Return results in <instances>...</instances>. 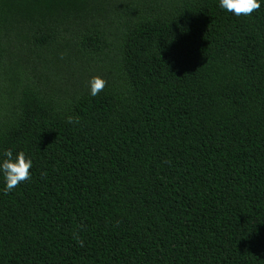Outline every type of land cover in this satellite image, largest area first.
<instances>
[{"label": "trees", "instance_id": "trees-1", "mask_svg": "<svg viewBox=\"0 0 264 264\" xmlns=\"http://www.w3.org/2000/svg\"><path fill=\"white\" fill-rule=\"evenodd\" d=\"M260 4L0 0V264H264Z\"/></svg>", "mask_w": 264, "mask_h": 264}, {"label": "clouds", "instance_id": "clouds-1", "mask_svg": "<svg viewBox=\"0 0 264 264\" xmlns=\"http://www.w3.org/2000/svg\"><path fill=\"white\" fill-rule=\"evenodd\" d=\"M219 7L236 16H248L261 7L260 0H219ZM106 81L99 76H92L88 81L90 95L97 96L105 88ZM70 124H78L79 117L68 116L66 118ZM5 159L0 162V172L3 173L5 181V192H10L21 183L31 177L30 169L32 161L26 158L23 151L13 155L11 150H5ZM77 243L83 247V241L79 236L74 235Z\"/></svg>", "mask_w": 264, "mask_h": 264}]
</instances>
